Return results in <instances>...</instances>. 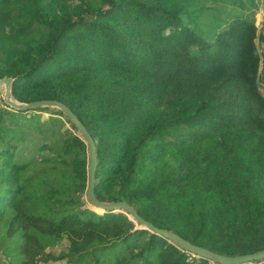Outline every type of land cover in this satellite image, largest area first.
Segmentation results:
<instances>
[{
    "label": "trees",
    "instance_id": "obj_1",
    "mask_svg": "<svg viewBox=\"0 0 264 264\" xmlns=\"http://www.w3.org/2000/svg\"><path fill=\"white\" fill-rule=\"evenodd\" d=\"M194 3L0 0V79L16 102L59 101L85 126L99 201L212 252L252 254L264 249V30L244 16L202 23ZM39 111L50 116L0 109L7 264H212L90 210L83 137L60 110Z\"/></svg>",
    "mask_w": 264,
    "mask_h": 264
},
{
    "label": "water",
    "instance_id": "obj_2",
    "mask_svg": "<svg viewBox=\"0 0 264 264\" xmlns=\"http://www.w3.org/2000/svg\"><path fill=\"white\" fill-rule=\"evenodd\" d=\"M12 84L13 79L2 78L0 79V86L4 88L3 102L9 107L7 110L16 112L31 113L35 110L42 108H55L62 112L65 117V125L71 128L75 127L76 131L83 137L85 142V158L87 161V181L83 197L90 210L99 215L104 213H122L135 225L134 230H145L151 234L157 235L165 239L168 243L174 245L179 250L186 252L196 258L204 259L212 264H253L254 262H264V249L252 254L239 255V256H225L212 252L206 248L194 245L189 241L183 239L174 232L166 229L158 228L150 222L143 219L136 210L125 201L117 202H101L95 195V175L97 169V156L95 142L79 119L73 112L64 104L56 100H40L28 104H21L16 102L12 97Z\"/></svg>",
    "mask_w": 264,
    "mask_h": 264
},
{
    "label": "rangeland",
    "instance_id": "obj_3",
    "mask_svg": "<svg viewBox=\"0 0 264 264\" xmlns=\"http://www.w3.org/2000/svg\"><path fill=\"white\" fill-rule=\"evenodd\" d=\"M194 2H195L194 6L198 7L202 11V15L200 16L202 23L216 18H221L225 22L230 23L234 21L235 17L244 16L254 23V25L258 28L259 32L264 30V0H255V6L247 7L244 11H240L234 8L232 6V2L228 0H226L224 5H214L213 7H211L213 0H194ZM205 25L209 26V23L206 22ZM256 45L259 52L264 53V41L256 40ZM260 92L263 94L262 90H260ZM3 95H4V88L3 86H0V109L2 108L7 110L9 109V107L4 106L5 104L3 102ZM29 114H34V115L36 114L37 116L40 115V117L43 119H47L50 116L49 113L39 110H36ZM66 128L68 127L66 126ZM82 198H84L83 194H82ZM83 201L85 202V199H83ZM85 204L87 206L86 202ZM65 247H66V243L63 242L60 246L55 247L53 249V252L58 255L62 250L65 249ZM0 264H7V259L1 254V251H0ZM47 264H65V262H52Z\"/></svg>",
    "mask_w": 264,
    "mask_h": 264
},
{
    "label": "bare ground",
    "instance_id": "obj_4",
    "mask_svg": "<svg viewBox=\"0 0 264 264\" xmlns=\"http://www.w3.org/2000/svg\"><path fill=\"white\" fill-rule=\"evenodd\" d=\"M36 111V110H35Z\"/></svg>",
    "mask_w": 264,
    "mask_h": 264
}]
</instances>
